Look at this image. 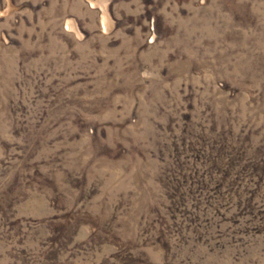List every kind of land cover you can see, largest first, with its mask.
<instances>
[{
  "label": "rangeland",
  "instance_id": "rangeland-1",
  "mask_svg": "<svg viewBox=\"0 0 264 264\" xmlns=\"http://www.w3.org/2000/svg\"><path fill=\"white\" fill-rule=\"evenodd\" d=\"M0 264H264V0H0Z\"/></svg>",
  "mask_w": 264,
  "mask_h": 264
}]
</instances>
